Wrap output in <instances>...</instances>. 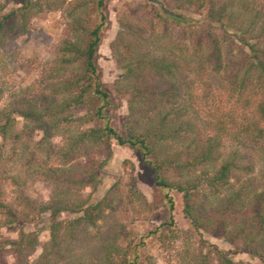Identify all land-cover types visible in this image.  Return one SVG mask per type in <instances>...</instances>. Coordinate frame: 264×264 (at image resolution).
<instances>
[{"label":"trees","instance_id":"16d2710c","mask_svg":"<svg viewBox=\"0 0 264 264\" xmlns=\"http://www.w3.org/2000/svg\"><path fill=\"white\" fill-rule=\"evenodd\" d=\"M13 1L0 4V43L17 29L24 33L32 13L44 5L21 0L19 7L3 13ZM153 1L158 8L143 23L133 20L134 15L118 18L122 29L109 44L121 71L112 92L126 103L120 131L109 114L117 104L101 82L97 62L109 23L107 0L92 1L93 24L75 16L69 28L74 36L61 43L35 94L30 95L28 88L0 109V167L6 164L7 140L17 142L41 133L25 167L39 162L38 173L50 184L49 199L22 198L15 207L0 187V224L12 225L30 215L34 222L49 214V240L39 264H153L142 250L147 241L164 247L174 238L178 201L195 232L218 235L236 244L237 250L264 259L257 246L264 237V0ZM85 8L76 3L72 14ZM202 11L208 19L206 33L182 15ZM180 26L176 38L174 31ZM210 73L218 76L220 86L212 88L207 82ZM79 108L85 112L76 116ZM15 116L22 119L19 131ZM56 137L63 140L60 147L52 143ZM111 141L137 153L152 171L164 219L137 241L126 240L124 247L119 244L123 232L115 227L107 241L100 240L101 255L65 257L68 245L80 240L81 230L104 220L121 199L118 183L97 201L82 194L86 188L95 192L100 184L99 172L108 162ZM226 142L233 147L224 152ZM17 151L13 147L11 152ZM100 154L103 160L96 158ZM56 159L59 163L53 165ZM240 174H254L259 190H248L249 180L232 186L230 181ZM11 181L20 184L16 178ZM138 196L131 193L133 201L127 197V206H133ZM62 214L78 216L63 221ZM37 246L35 232L19 231L16 239L0 241V264H8V255L12 264H31L28 257ZM213 252L219 263H230L223 252L214 247ZM205 262L200 258L196 264Z\"/></svg>","mask_w":264,"mask_h":264},{"label":"rangeland","instance_id":"374dc122","mask_svg":"<svg viewBox=\"0 0 264 264\" xmlns=\"http://www.w3.org/2000/svg\"><path fill=\"white\" fill-rule=\"evenodd\" d=\"M39 1L44 5L40 10L32 13L26 31L20 33L17 29L0 43V109L9 103L10 97L26 94L28 88H32L30 95L31 93L35 94L40 76L57 55L61 43L74 36L70 33L69 28L72 26L75 16L89 24H93L95 21V15L92 12V1L94 0ZM4 2L6 0H0V4ZM76 3H84L86 8L78 10L76 13L73 12V15L71 9ZM20 4L21 0L7 3L3 13L19 7ZM157 8L158 5L153 0H107L106 2L109 23L98 49L99 59L97 62L101 69V82L105 89L113 95L114 102L117 104V108L111 110L109 114L114 119V127L119 131L126 115V103L123 97L112 92V84L121 71L111 57L109 44L116 33L122 29L118 18L128 17L129 19L130 15H134L132 16L133 20H140L143 23L144 19L148 18V13ZM182 15L187 19L189 25L195 28L202 26L203 33H206L208 19L205 11L187 12ZM181 29L182 26L175 29L174 37H180ZM207 82L212 84V88L218 87L222 83H219V78L214 73L208 75ZM84 112L83 108H79L75 110V115L81 116ZM21 127L22 119L16 117L15 129L19 131ZM40 138L41 133L35 132L31 138L25 137L17 142L7 140L5 143L6 164L0 167V187L5 200L12 206L16 207L22 198L39 202L48 200L51 195L49 181L38 173L39 162H36L31 169L25 167V160L27 154L32 150V144ZM52 143L54 146L60 147L63 140L61 137H56ZM223 146H225L224 152L233 147L228 142ZM13 147L18 149L16 154L11 152ZM46 157L48 156L46 155ZM96 158L103 160L104 155L100 154ZM84 161L83 157L79 160L82 164ZM51 163L58 165L59 161L56 159ZM99 177L100 184L96 191L93 192L90 188H86L82 192L84 197L90 196L92 201H97L108 188L118 183L122 191L121 199L116 203L112 212L106 213L104 220L97 222L94 227L81 230L82 234L77 235L80 240L77 239L76 242H71L68 245L65 257L73 255L76 258L81 255V257L89 258L101 255L102 243L100 240L107 241L114 233L115 227L116 232L120 230L123 232L119 244L124 247L131 237L137 241L140 236L154 229L164 219V209L160 202L159 192L154 185L153 173L141 163L137 153L111 141L108 162L99 172ZM15 178L20 182L18 186H15L11 181ZM247 180L250 181L247 186L248 190L252 191L258 184L260 185L254 174L251 176L240 174L238 178L232 179L230 184L237 188ZM133 192L136 195L139 194L138 201H135L134 198V205L127 206V197ZM128 199L133 201L131 197ZM201 199L202 195L199 197V200ZM31 216L23 220L17 219L12 225H6L3 223L5 221H2L0 241L16 239L19 231L35 232L38 235V246L28 257V261L31 264H39L37 262L43 252L42 248L49 240L47 226L50 217L49 214H43L31 222ZM77 216L62 214L60 220H72ZM1 218L4 220V217ZM174 226V238L164 247L159 246L156 241L146 242L142 254L151 258L153 264H196L200 258H204L206 264H221L213 252V247L224 253L225 260H230V263L227 264H264V259H259L249 251L237 250L236 244L233 245L218 235L195 232L183 218L179 201L174 213ZM81 236L83 237L81 238ZM257 246L260 248L261 254L264 255V237L258 240ZM7 262L8 264L13 262L9 255Z\"/></svg>","mask_w":264,"mask_h":264}]
</instances>
